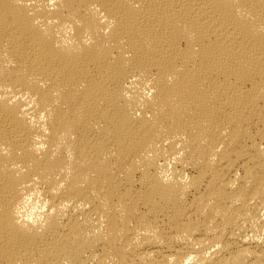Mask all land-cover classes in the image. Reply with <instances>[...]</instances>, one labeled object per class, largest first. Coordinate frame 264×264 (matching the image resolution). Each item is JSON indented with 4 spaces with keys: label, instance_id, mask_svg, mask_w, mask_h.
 I'll return each mask as SVG.
<instances>
[{
    "label": "bare ground",
    "instance_id": "6f19581e",
    "mask_svg": "<svg viewBox=\"0 0 264 264\" xmlns=\"http://www.w3.org/2000/svg\"><path fill=\"white\" fill-rule=\"evenodd\" d=\"M0 264H264V0H0Z\"/></svg>",
    "mask_w": 264,
    "mask_h": 264
}]
</instances>
